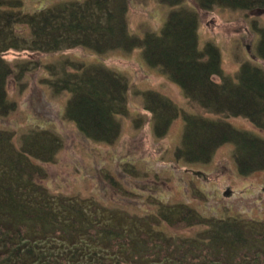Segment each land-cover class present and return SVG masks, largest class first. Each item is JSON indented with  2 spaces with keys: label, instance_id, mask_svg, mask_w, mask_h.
<instances>
[{
  "label": "trees",
  "instance_id": "obj_1",
  "mask_svg": "<svg viewBox=\"0 0 264 264\" xmlns=\"http://www.w3.org/2000/svg\"><path fill=\"white\" fill-rule=\"evenodd\" d=\"M49 1L55 3L31 13L23 0H0L1 118L18 108L8 93L9 80L23 86L26 73L43 70L54 94L69 95L64 117L82 137L113 144L131 115V81L100 60L117 51H140L145 64L180 88L197 110H185L156 90L136 92L156 138H166L176 120L184 122L174 150L177 163L208 165L219 149L232 145L242 178L264 171V24L253 21L254 60L241 62L234 74L225 73L219 45L199 42L206 12L219 8L260 16L264 0H195L194 7L186 0H161L171 11L158 32L144 35L130 31L128 0ZM75 48L100 60L30 58L14 65L4 58L10 51L50 56ZM234 118L247 120L255 131L237 128L230 122ZM133 124L140 128L142 119ZM21 141L18 150L15 134L0 130V264H107L105 256L117 259L110 264H264V222L206 220L182 202L162 205L158 216L145 219V230L92 225L82 203L54 195L44 184L42 166L55 163L60 139L42 128ZM196 191L193 196L202 198ZM162 222L173 228L198 223L207 230L168 237L155 230ZM92 244L102 246L104 255Z\"/></svg>",
  "mask_w": 264,
  "mask_h": 264
},
{
  "label": "rangeland",
  "instance_id": "obj_2",
  "mask_svg": "<svg viewBox=\"0 0 264 264\" xmlns=\"http://www.w3.org/2000/svg\"><path fill=\"white\" fill-rule=\"evenodd\" d=\"M128 1L130 31L138 35L158 32L165 23L168 11H171L161 0ZM186 2L191 7L196 6L195 0ZM53 3L49 0H23L24 9L31 13ZM254 16H257L255 12L245 14L219 8L202 15L200 45L203 47L206 41L219 45L226 74H234L241 62L254 60L252 56L256 53L258 40L252 25L253 21L264 24V13ZM64 57L88 62L100 60L84 48L50 56L17 51H10L4 56L14 65L30 58L50 63ZM100 61L125 73L132 88L129 100L131 115L123 119L121 137L110 145L86 140L77 126L65 119L69 95L54 94L45 82L49 76L43 70L26 73L23 86L14 78L8 82V93L18 108L7 118L0 117V130H10L15 134L16 148L19 150L25 135L34 134L42 128L51 131L61 141L55 163L42 166L47 173L44 184L54 195L61 194L82 203L91 224L101 228L120 224L132 231L145 230L147 217L158 216L162 205L180 202L188 204L206 220L238 218L246 223L249 220L264 222V171L242 178L233 158L232 145L219 149L208 165L188 166L177 163L174 156L184 126L181 119L176 120L164 139H158L152 133L151 115L144 111L143 101L136 92L156 90L183 109L197 111L184 99L180 88L162 76L159 70L148 67L140 51L128 54L117 51ZM136 118L142 119V125L137 129L133 124ZM230 122L239 129L255 131L245 119L234 118ZM133 169L135 174L131 173ZM196 189L202 198L193 196L194 192L197 193ZM227 192L229 196L225 195ZM158 228L168 237H193L207 230L198 223L173 228L162 222L155 230ZM91 246L93 251L104 255L102 246ZM105 260L110 264L117 259L105 256Z\"/></svg>",
  "mask_w": 264,
  "mask_h": 264
},
{
  "label": "water",
  "instance_id": "obj_3",
  "mask_svg": "<svg viewBox=\"0 0 264 264\" xmlns=\"http://www.w3.org/2000/svg\"><path fill=\"white\" fill-rule=\"evenodd\" d=\"M225 195H226V196H229V193L227 192V193H225Z\"/></svg>",
  "mask_w": 264,
  "mask_h": 264
}]
</instances>
